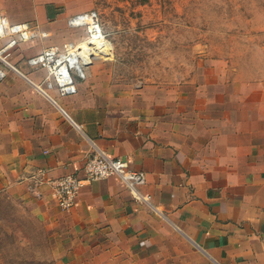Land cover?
<instances>
[{"label":"crops","instance_id":"crops-1","mask_svg":"<svg viewBox=\"0 0 264 264\" xmlns=\"http://www.w3.org/2000/svg\"><path fill=\"white\" fill-rule=\"evenodd\" d=\"M19 52L31 56L24 44ZM13 63L23 74L0 81V191L37 207L52 257L264 264V82L178 92L132 82L96 60L78 92L62 97L36 89L45 71ZM98 150L146 173V199L112 176L85 185L76 205L61 210L51 181L83 176Z\"/></svg>","mask_w":264,"mask_h":264},{"label":"rangeland","instance_id":"rangeland-1","mask_svg":"<svg viewBox=\"0 0 264 264\" xmlns=\"http://www.w3.org/2000/svg\"><path fill=\"white\" fill-rule=\"evenodd\" d=\"M0 10L48 34L24 44L31 56L81 40L85 28L69 19L95 11L113 47L103 61L132 82L178 92L264 82V0H0ZM21 52L8 58L12 75L23 74L13 66L29 58ZM31 205L0 191V264H65L49 254L44 220Z\"/></svg>","mask_w":264,"mask_h":264},{"label":"built area","instance_id":"built-area-1","mask_svg":"<svg viewBox=\"0 0 264 264\" xmlns=\"http://www.w3.org/2000/svg\"><path fill=\"white\" fill-rule=\"evenodd\" d=\"M69 25L72 28H85L84 37L47 46L26 60L31 70H43L46 73L43 81L35 85L40 92L55 90L62 97L75 95L78 92V81L86 78L87 67L96 60L112 58L113 47L97 12L77 14L69 19ZM47 35L28 22H12L0 10V81L6 79L11 67L8 58L20 45ZM112 176L119 177L137 200L146 199L139 191L147 184L146 173L131 169L127 160L112 157L100 150L87 158L83 176L70 173L51 181L52 197L61 210H70L76 205L85 185Z\"/></svg>","mask_w":264,"mask_h":264},{"label":"trees","instance_id":"trees-1","mask_svg":"<svg viewBox=\"0 0 264 264\" xmlns=\"http://www.w3.org/2000/svg\"><path fill=\"white\" fill-rule=\"evenodd\" d=\"M47 9H48V16H49V18H54L55 17V13L53 11V5H48L47 6Z\"/></svg>","mask_w":264,"mask_h":264}]
</instances>
